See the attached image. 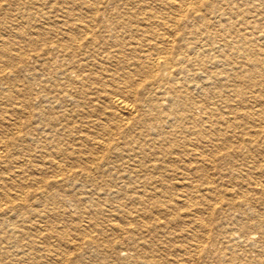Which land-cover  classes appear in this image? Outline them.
<instances>
[{
  "label": "bare ground",
  "instance_id": "6f19581e",
  "mask_svg": "<svg viewBox=\"0 0 264 264\" xmlns=\"http://www.w3.org/2000/svg\"><path fill=\"white\" fill-rule=\"evenodd\" d=\"M122 252L264 264V0H0V264Z\"/></svg>",
  "mask_w": 264,
  "mask_h": 264
},
{
  "label": "rangeland",
  "instance_id": "374dc122",
  "mask_svg": "<svg viewBox=\"0 0 264 264\" xmlns=\"http://www.w3.org/2000/svg\"><path fill=\"white\" fill-rule=\"evenodd\" d=\"M36 88L39 89V87H37V86H36ZM37 100H40V99H37ZM24 124H25V125L23 126V131H22V133H21L22 135L24 134V132H25L26 129H27V122H26L25 120H24ZM25 128H26V129H25ZM37 154H38V153H36V155H37ZM37 156H39V154H38ZM37 158H38V157H34V160H39V159H40V158H38V159H37ZM129 253L133 254L132 252H129ZM22 255H23V254H20L19 257H20V258H21V257L24 258L25 256H22ZM99 259H100V258H99ZM99 259H97V261H100V260H101V259H100V260H99ZM129 263H130L129 259L126 258V252H122V253L119 254V256H118L116 259L114 258V263H113V264H129Z\"/></svg>",
  "mask_w": 264,
  "mask_h": 264
}]
</instances>
